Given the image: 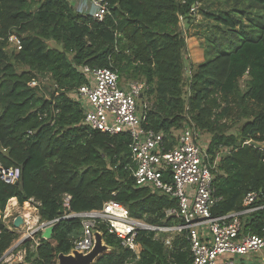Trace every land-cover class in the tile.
<instances>
[{
  "label": "trees",
  "instance_id": "trees-1",
  "mask_svg": "<svg viewBox=\"0 0 264 264\" xmlns=\"http://www.w3.org/2000/svg\"><path fill=\"white\" fill-rule=\"evenodd\" d=\"M106 1L110 14L98 21L68 0H0V165L19 170L16 183L0 181V212L10 200H33L40 222L58 220L49 228L50 239L42 238L26 261L57 264L80 235V219L64 216L101 209L108 201L148 225L172 224L165 211L176 200L134 185L130 137L81 125L83 107L72 96L87 83L81 66L111 69L119 82H144L151 102L144 126L163 133L168 146L187 116L200 134H209L208 164L216 161L212 185L221 197L212 214L240 211L245 196L256 192L251 206L263 208L251 214L243 233L261 234L264 151L255 144L264 143V0H217L232 7L202 11L214 31L205 37L204 61L190 66L189 77L179 18L192 17L202 0ZM11 36L20 50L8 52ZM38 77H49L48 93L29 86ZM241 120L238 135L228 134ZM97 230L109 250L93 264H191L186 232L165 248L153 232L142 231L130 250L102 226ZM17 238L0 220V257Z\"/></svg>",
  "mask_w": 264,
  "mask_h": 264
},
{
  "label": "built area",
  "instance_id": "built-area-1",
  "mask_svg": "<svg viewBox=\"0 0 264 264\" xmlns=\"http://www.w3.org/2000/svg\"><path fill=\"white\" fill-rule=\"evenodd\" d=\"M85 1L92 6L90 15L93 19L101 21L110 14L106 0ZM179 20L181 23L182 17ZM9 42L20 50V42L15 36L9 37ZM78 70L87 77V83L72 93L83 107L81 125L109 136L127 134L130 137L132 164L129 169L134 185L174 199L176 206L165 211L166 218H172V224L162 226L148 225L133 218L125 206L115 201L106 202L98 210L65 215L64 218H79L81 226L80 235L73 240L67 255L73 252L89 254L95 245V232L103 236L97 230L99 226L130 250H133L135 240L142 231L153 232V240L160 241L165 248H170L174 238L186 232L191 264H241L242 257L264 249V227L261 234L243 233V217L263 208L251 206L258 200V193L247 194L240 211L212 214L221 200L212 185L216 161L208 164L207 145L198 142L200 132L189 116L188 124L174 133V143L168 146L170 140L163 133L144 126L150 109L149 88L144 82H119L117 73L108 68L81 66ZM36 84L33 80L29 86L35 87ZM138 100H142L141 104ZM244 144L250 145L251 142ZM18 179L19 170L0 165V181L14 184ZM69 200L66 195L64 206L67 208ZM20 217L22 226H27V218L24 215ZM57 221L42 225L51 227ZM6 227L11 231L17 230L13 225ZM162 233L166 236H161ZM28 237L31 235L26 234V238L4 252L0 264H28L27 248L22 246ZM39 243L40 240L33 250ZM261 262L264 264V257Z\"/></svg>",
  "mask_w": 264,
  "mask_h": 264
},
{
  "label": "rangeland",
  "instance_id": "rangeland-1",
  "mask_svg": "<svg viewBox=\"0 0 264 264\" xmlns=\"http://www.w3.org/2000/svg\"><path fill=\"white\" fill-rule=\"evenodd\" d=\"M70 6L74 9H84V10H92V6L88 4L85 0H68ZM232 6L229 4H225L224 2H220L217 0H202L197 6H195V10L192 12V17L187 20H183L180 23V30L183 33V36L186 41V51L183 54V62H184V75L185 77H189V69L190 66L196 65L205 59V50L207 48V42L205 37L211 35L214 31L213 25L214 23L208 19H206L203 12H214L217 10H227ZM199 8V9H198ZM241 8H245L244 5H241ZM50 47H54L55 45L52 42H49ZM14 49L13 44L9 42V46L7 48L8 52H11ZM248 80V76H244L240 79L239 85L242 90H245L246 83ZM37 84L35 87L41 88L48 93L51 90V84L49 81V77H38L36 80ZM121 82H127L121 79ZM142 100H138V104H141ZM151 103V102H149ZM245 120H241L236 123V125L228 131V134L238 135L240 127L244 124ZM210 141V135L206 133H201L198 138V142L201 145H207ZM262 148L264 149V143L262 144ZM13 203V204H12ZM16 203V204H15ZM15 203L10 200L4 210L3 213L0 214V220L6 226H12L14 220L20 216L24 215L28 220L27 226H20L19 229L15 230L18 238L13 242L11 247L18 244L20 239L26 238V234H30L31 237L26 239L29 246H26L27 252H32L34 245L38 243V241L43 238L45 235L46 239L50 234V227H44L39 220L38 211H37V203L35 201H29V203H25L20 205L15 201ZM15 205V206H14ZM161 236H166V234H161ZM79 237V234H75L73 239ZM33 238V239H32ZM50 239V238H49ZM47 239V240H49ZM23 247H25L22 244ZM27 256V254H26ZM264 256V249L259 253L250 254L248 256L242 257L240 260L241 264H263L261 262V258ZM28 264H30L28 262Z\"/></svg>",
  "mask_w": 264,
  "mask_h": 264
},
{
  "label": "water",
  "instance_id": "water-1",
  "mask_svg": "<svg viewBox=\"0 0 264 264\" xmlns=\"http://www.w3.org/2000/svg\"><path fill=\"white\" fill-rule=\"evenodd\" d=\"M255 146L262 148L261 144H255ZM21 225L22 218L18 216L14 220L13 226L15 229H18ZM102 238L101 234L95 232V245L89 254L82 255L77 252H73L70 255L59 254L57 257V264H93L100 255L109 250V248L103 243Z\"/></svg>",
  "mask_w": 264,
  "mask_h": 264
},
{
  "label": "crops",
  "instance_id": "crops-1",
  "mask_svg": "<svg viewBox=\"0 0 264 264\" xmlns=\"http://www.w3.org/2000/svg\"><path fill=\"white\" fill-rule=\"evenodd\" d=\"M75 10L78 11V12H80V13H82V14H87V13L90 14V12L92 11V10L89 11V10H87V9L84 10V9H79V8H78V9H75ZM12 201H16V199H13ZM38 217H39V216H38ZM250 219H251V214L244 216V217H243V220H242V221H243V224H244L245 222H247L248 220H250ZM42 237L45 238L46 236L43 235ZM45 239H46V238H45ZM47 239H49V237H47ZM263 257H264V256H263ZM263 257H262V258H263Z\"/></svg>",
  "mask_w": 264,
  "mask_h": 264
},
{
  "label": "bare ground",
  "instance_id": "bare-ground-1",
  "mask_svg": "<svg viewBox=\"0 0 264 264\" xmlns=\"http://www.w3.org/2000/svg\"><path fill=\"white\" fill-rule=\"evenodd\" d=\"M13 204V203H12Z\"/></svg>",
  "mask_w": 264,
  "mask_h": 264
}]
</instances>
